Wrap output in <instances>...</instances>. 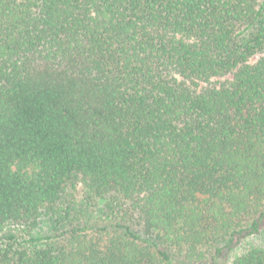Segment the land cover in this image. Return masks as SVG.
Segmentation results:
<instances>
[{
  "label": "trees",
  "instance_id": "1",
  "mask_svg": "<svg viewBox=\"0 0 264 264\" xmlns=\"http://www.w3.org/2000/svg\"><path fill=\"white\" fill-rule=\"evenodd\" d=\"M263 232L264 0H0V264H264Z\"/></svg>",
  "mask_w": 264,
  "mask_h": 264
},
{
  "label": "rangeland",
  "instance_id": "2",
  "mask_svg": "<svg viewBox=\"0 0 264 264\" xmlns=\"http://www.w3.org/2000/svg\"><path fill=\"white\" fill-rule=\"evenodd\" d=\"M230 78V77H229ZM224 79H218L216 82L220 83L222 82ZM248 243H254V244H264V232L260 235H257L255 237H251L250 240L245 242V245H247ZM232 255H227L225 257L220 258V262L222 264H229L230 263V259H231Z\"/></svg>",
  "mask_w": 264,
  "mask_h": 264
}]
</instances>
